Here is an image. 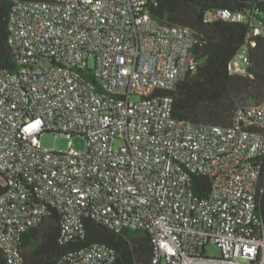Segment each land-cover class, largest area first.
Wrapping results in <instances>:
<instances>
[{"label": "built area", "instance_id": "built-area-1", "mask_svg": "<svg viewBox=\"0 0 264 264\" xmlns=\"http://www.w3.org/2000/svg\"><path fill=\"white\" fill-rule=\"evenodd\" d=\"M148 0H19L9 16L17 69L0 66V247L23 264V235L49 217L63 243L93 219L148 234L149 264H264L258 211L264 99L238 105L228 124L173 114L172 92L199 65L189 26L156 19ZM246 16L218 9L207 21ZM229 64L247 75L255 35ZM135 97V98H134ZM82 135L84 151L54 149ZM209 178V193L194 175ZM215 244L219 255L207 247ZM96 242L55 264H118Z\"/></svg>", "mask_w": 264, "mask_h": 264}, {"label": "trees", "instance_id": "trees-1", "mask_svg": "<svg viewBox=\"0 0 264 264\" xmlns=\"http://www.w3.org/2000/svg\"><path fill=\"white\" fill-rule=\"evenodd\" d=\"M19 0H0V66L15 71L17 63L9 45V16ZM151 14L163 22L191 27L197 37L194 48L198 68L189 73L172 92L173 114L195 122L228 124L238 105L264 99V36L255 35L250 47L252 64L247 75H232L229 64L246 43L251 32V19L264 21V0H148ZM230 9L246 18L232 20L219 17L207 21L206 16L218 9ZM264 183V156L262 157ZM195 190L206 197L209 178L194 175ZM258 211L264 222V191L259 197ZM102 242L114 247L118 264H149L153 247L148 234L136 230L115 231L93 219L86 221V234L77 241L63 243L61 221L49 217L30 228L22 238L23 264H55L67 250ZM0 264H9L0 247Z\"/></svg>", "mask_w": 264, "mask_h": 264}, {"label": "rangeland", "instance_id": "rangeland-1", "mask_svg": "<svg viewBox=\"0 0 264 264\" xmlns=\"http://www.w3.org/2000/svg\"><path fill=\"white\" fill-rule=\"evenodd\" d=\"M86 144H87V140L82 135H75L72 138L57 135L54 142V149L61 151H68L72 148L74 150L84 151L86 149ZM207 252L210 255L220 254V250L215 244H210L207 247Z\"/></svg>", "mask_w": 264, "mask_h": 264}]
</instances>
